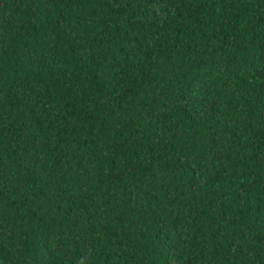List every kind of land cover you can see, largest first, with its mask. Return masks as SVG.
I'll return each instance as SVG.
<instances>
[{"label":"trees","instance_id":"obj_1","mask_svg":"<svg viewBox=\"0 0 264 264\" xmlns=\"http://www.w3.org/2000/svg\"><path fill=\"white\" fill-rule=\"evenodd\" d=\"M0 264H264V0H0Z\"/></svg>","mask_w":264,"mask_h":264}]
</instances>
